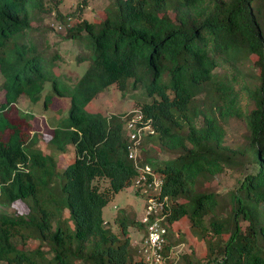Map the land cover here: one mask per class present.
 I'll return each mask as SVG.
<instances>
[{"label":"trees","instance_id":"obj_1","mask_svg":"<svg viewBox=\"0 0 264 264\" xmlns=\"http://www.w3.org/2000/svg\"><path fill=\"white\" fill-rule=\"evenodd\" d=\"M46 2L0 0V200L28 205L0 212V263L147 264L129 223L120 221L115 233L103 218L104 206L138 174L129 111L88 107L115 85L143 100L135 109L154 128L149 136L176 154L153 166L166 198L163 264L171 224L183 220L204 242L203 264H264V0H109L100 20L63 17L77 75L62 68L66 56L46 38ZM21 98L53 111L51 152L36 146L34 116L21 110ZM234 118L245 131L230 146ZM231 168L232 187H206ZM32 238L40 243L26 249ZM173 264L200 263L184 253Z\"/></svg>","mask_w":264,"mask_h":264},{"label":"rangeland","instance_id":"obj_2","mask_svg":"<svg viewBox=\"0 0 264 264\" xmlns=\"http://www.w3.org/2000/svg\"><path fill=\"white\" fill-rule=\"evenodd\" d=\"M57 1V2H56ZM109 0H47L48 6L47 12L44 15L43 23L50 29L47 30L46 38L52 44L53 47L59 48L61 53L66 56V61H61L62 68L68 73L77 75L76 70L72 69L68 61H73L74 55L66 54V46H70V42L64 39L66 30L64 27L59 26L65 24L63 17L68 15L72 17V24L76 23L79 19L87 18L89 20H100L104 17V7ZM78 7L81 9L79 10ZM73 14V15H72ZM59 15V16H58ZM75 15V16H74ZM60 44V45H59ZM56 49V48H55ZM70 50V49H69ZM65 62L68 63L65 65ZM56 68V67H55ZM86 65L82 66V70H85ZM141 95V91L137 93ZM137 95V96H138ZM143 100L138 97H131L129 95L123 96L119 89L112 85L105 88L99 95L88 104L89 109L93 111H103L106 115L112 114H125L126 112L135 109ZM19 107L21 110L30 111L33 114V130L38 136L37 147L50 151L47 145V141L51 135L53 128L54 114L53 111L45 110L41 101L36 103L30 102L27 98H21L19 100ZM228 134L226 137V143L230 146H234L235 143L242 141L243 133L245 131V123L243 120L234 118L227 125ZM149 137L145 140V143L139 147V157L143 162H151L153 166L162 164L165 161L173 159L176 154L170 152L168 149L162 148L158 142L153 139V136L145 135ZM70 150L73 148L70 147ZM62 160L67 159L65 155L59 156ZM65 157V158H63ZM59 158V159H60ZM67 161V160H65ZM64 161V162H65ZM63 162V163H64ZM62 163L60 162V165ZM237 172L234 168L227 169L223 173L219 174L214 182L205 183L206 187L216 189L218 191H226L233 186ZM102 190L108 188L109 182L107 179H102L99 182ZM59 184V177L55 179L51 188L57 191V185ZM146 196L137 191L136 186L130 185L119 192L115 193L110 201L103 208V218L108 227L115 233L121 231L122 220L129 223L128 230L132 241L137 246V250H142L143 242L145 239V227L141 225V220L145 214ZM28 210V205L22 201H16L12 204L4 203L0 200V212H13ZM68 211L62 212V218H68ZM68 225L74 227V222L68 219ZM172 225L174 232L170 239H173L168 250V258L166 264L177 263L182 259L184 253H190L192 256H198L199 263L203 264L205 255V246L201 237L191 228V224L187 220H183ZM172 242V241H171ZM40 241L36 238L30 239L24 246L26 249L34 248L38 246ZM44 249L48 248V245L43 246ZM141 252V251H140ZM139 252V253H140ZM136 253V257H140V253ZM195 254V255H194ZM0 264H6L4 262ZM163 264V263H160Z\"/></svg>","mask_w":264,"mask_h":264},{"label":"built area","instance_id":"obj_3","mask_svg":"<svg viewBox=\"0 0 264 264\" xmlns=\"http://www.w3.org/2000/svg\"><path fill=\"white\" fill-rule=\"evenodd\" d=\"M125 127L132 142L130 157L134 159L138 174L134 186L146 196L145 214L141 220L146 226L145 239L142 246L143 256L147 264L163 263V249L167 243V228L165 215L159 213L165 206L160 198L162 180L152 164L143 162L139 157L140 143L145 135L154 134L150 123L143 122L136 109L130 110L125 117ZM139 160L142 161L139 162Z\"/></svg>","mask_w":264,"mask_h":264}]
</instances>
